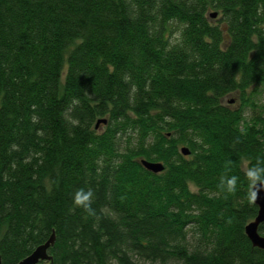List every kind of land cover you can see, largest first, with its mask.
<instances>
[{"label": "trees", "instance_id": "16d2710c", "mask_svg": "<svg viewBox=\"0 0 264 264\" xmlns=\"http://www.w3.org/2000/svg\"><path fill=\"white\" fill-rule=\"evenodd\" d=\"M258 94L264 0H0V264L51 232L35 264H264L243 229Z\"/></svg>", "mask_w": 264, "mask_h": 264}, {"label": "clouds", "instance_id": "9594fccd", "mask_svg": "<svg viewBox=\"0 0 264 264\" xmlns=\"http://www.w3.org/2000/svg\"><path fill=\"white\" fill-rule=\"evenodd\" d=\"M225 167V174L220 178L219 190L227 196L237 192L240 177L235 174H230L231 167L229 165ZM244 176L248 183L247 200L250 203H255L258 199L259 192L264 191V159L257 158L254 164L249 163L244 170ZM94 198L95 192L93 189L80 188L73 195V203L89 215H95V209L92 207Z\"/></svg>", "mask_w": 264, "mask_h": 264}, {"label": "water", "instance_id": "95a60500", "mask_svg": "<svg viewBox=\"0 0 264 264\" xmlns=\"http://www.w3.org/2000/svg\"><path fill=\"white\" fill-rule=\"evenodd\" d=\"M214 14L215 12L210 13L211 16ZM99 122H105V118H97L94 122V126H97ZM180 151L182 154H187L189 152L188 148L184 145L180 146ZM139 162L143 167L152 172H157L163 168L162 162L158 160L139 158ZM254 204L257 207L256 213L252 219L244 224L243 229L252 245L264 248V234H261L257 229L258 224L264 220V191L259 192L258 199ZM53 240L54 235L53 232H51L44 241L36 244L26 255L22 256L16 264H35L39 260H48L50 255L47 249L53 243Z\"/></svg>", "mask_w": 264, "mask_h": 264}, {"label": "rangeland", "instance_id": "374dc122", "mask_svg": "<svg viewBox=\"0 0 264 264\" xmlns=\"http://www.w3.org/2000/svg\"><path fill=\"white\" fill-rule=\"evenodd\" d=\"M216 17H218V15L210 16V19H215ZM255 99H256L257 102H264V97H263L262 94L255 95ZM221 101L223 103H226L230 107L236 106L238 104V102H239L238 97H237V93L234 92V91L233 92H229L228 94H226L222 98ZM43 264H46V262H44Z\"/></svg>", "mask_w": 264, "mask_h": 264}]
</instances>
